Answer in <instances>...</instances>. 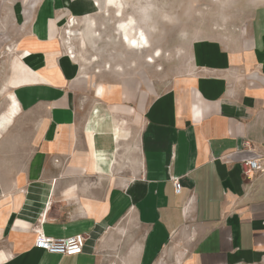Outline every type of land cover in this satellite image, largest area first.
Returning <instances> with one entry per match:
<instances>
[{
  "label": "crops",
  "instance_id": "crops-1",
  "mask_svg": "<svg viewBox=\"0 0 264 264\" xmlns=\"http://www.w3.org/2000/svg\"><path fill=\"white\" fill-rule=\"evenodd\" d=\"M52 3L0 88V264H155L173 239L196 263L264 264V198L240 167L264 152V10L236 51L196 40L193 75L132 120L125 85H98L102 97L93 88L83 113ZM36 230L83 234L86 246L48 254L34 248Z\"/></svg>",
  "mask_w": 264,
  "mask_h": 264
},
{
  "label": "rangeland",
  "instance_id": "rangeland-1",
  "mask_svg": "<svg viewBox=\"0 0 264 264\" xmlns=\"http://www.w3.org/2000/svg\"><path fill=\"white\" fill-rule=\"evenodd\" d=\"M49 1V20L60 38L55 49L81 78L77 102L83 104V113L94 103L93 88L101 85L105 92L108 84L110 90L125 85L132 120L139 106L193 75L191 46L196 40L220 39L236 51L249 38L254 17L264 10V0H121L116 16L107 0H0V88L10 61L31 45L30 27ZM130 20L146 34L148 47L142 51L130 47L120 34L119 25H129ZM261 159L263 172L253 177L255 183L248 189L258 199L264 198V152ZM129 241L121 238L115 244L122 247ZM169 243L172 249L162 250L155 264H200L191 257L186 240Z\"/></svg>",
  "mask_w": 264,
  "mask_h": 264
},
{
  "label": "built area",
  "instance_id": "built-area-1",
  "mask_svg": "<svg viewBox=\"0 0 264 264\" xmlns=\"http://www.w3.org/2000/svg\"><path fill=\"white\" fill-rule=\"evenodd\" d=\"M249 144L246 143V146ZM241 175L245 181H252L253 177L263 172V162L261 157L243 160L240 163ZM175 194L181 192V185L178 179L172 180ZM87 238L83 234H77L63 239H53L44 236L40 230H36V239L34 248L44 251L48 254L59 256H79L83 253Z\"/></svg>",
  "mask_w": 264,
  "mask_h": 264
},
{
  "label": "bare ground",
  "instance_id": "bare-ground-1",
  "mask_svg": "<svg viewBox=\"0 0 264 264\" xmlns=\"http://www.w3.org/2000/svg\"><path fill=\"white\" fill-rule=\"evenodd\" d=\"M108 2H109V5H110V7H112V8H114V12H117V15L116 16H118V14L121 12V10H122V2H121V0H107ZM107 4V3H106ZM108 6V5H107ZM115 15V14H114ZM131 19V18H130ZM134 20V19H133ZM133 20H130V24L129 25H125V22H124V24H121V25H119V29L121 30V35H122V37L124 38V40L128 43V45L130 46V47H133V49H137V50H143V49H145V48H147L148 47V40H147V37L145 36L146 34H144L140 29H136L132 24H135V23H133ZM75 21V20H74ZM127 22V21H126ZM122 23V22H121ZM74 27V26H73ZM72 27V28H73ZM71 28V27H70ZM68 31V30H67ZM71 33V31L69 30L68 32H67V34L69 35V38H70V36L72 35V34H70ZM64 34V33H63ZM66 34V35H67ZM68 37V36H67ZM63 39V38H62ZM122 39V38H121ZM65 41H67V39L65 40ZM68 41H70V40H68ZM68 41L66 42V44L68 43ZM63 43H65V42H63ZM82 42H80V44H81ZM68 45V44H67ZM66 46V45H65ZM82 46V45H81ZM69 47H70V45H69ZM67 48H68V46H67ZM69 49V48H68ZM71 50V49H70ZM72 51H73V49H72ZM159 51V50H158ZM67 52H69V51H67ZM70 53H72L71 51H70ZM159 53V52H158ZM72 55V54H71ZM159 56V55H158ZM73 58V57H72ZM18 68V67H17ZM22 76V75H21ZM18 78V77H17ZM103 88L101 87V86H99L98 87V94L100 95V96H102V94H103ZM149 255V254H148ZM148 257H150V255L148 256ZM147 260V259H146Z\"/></svg>",
  "mask_w": 264,
  "mask_h": 264
}]
</instances>
